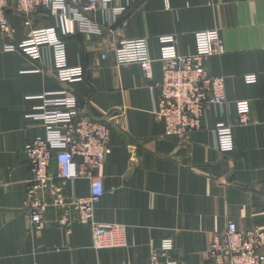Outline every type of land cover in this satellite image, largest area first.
I'll return each instance as SVG.
<instances>
[{
    "label": "crops",
    "instance_id": "crops-1",
    "mask_svg": "<svg viewBox=\"0 0 264 264\" xmlns=\"http://www.w3.org/2000/svg\"><path fill=\"white\" fill-rule=\"evenodd\" d=\"M8 7L7 39L13 44L51 25L35 12L26 28L13 1ZM90 19L101 26L100 35H80L75 28L65 40L67 65L84 69L81 82L57 80L50 49L42 48V59L32 61L19 51H2L0 41V264H148L150 249L166 237L173 239L171 256L179 264H212L206 255L210 236L230 223L264 241V0H111ZM209 30L220 34L225 53L209 57L205 66L224 79L227 104L206 110L205 129L168 136L153 116L158 93L144 84L141 69L118 65L112 53L102 59V52L115 41L147 39L153 82L159 83L161 36H173L175 50L191 55L195 33ZM66 89L82 113L109 128L111 153L98 172L103 194L94 219L123 225L125 248L95 251L91 229L74 223L67 233L56 208L44 213L40 229L30 225L24 147L45 134L42 122L29 115L41 105L40 95ZM243 100L250 122L234 129V149L221 153L211 128L235 126L234 104ZM59 186L67 198L89 192L87 181ZM37 197L48 201L46 192ZM69 214L76 218L74 208Z\"/></svg>",
    "mask_w": 264,
    "mask_h": 264
},
{
    "label": "built area",
    "instance_id": "built-area-1",
    "mask_svg": "<svg viewBox=\"0 0 264 264\" xmlns=\"http://www.w3.org/2000/svg\"><path fill=\"white\" fill-rule=\"evenodd\" d=\"M13 1L15 11L22 17L24 26L31 27L30 18L42 9L51 22L48 28L32 29L26 40L13 44L7 39L8 23L6 12ZM111 0H0V41L2 51H19L30 60H41L42 48L53 54L52 70L57 80L66 85L81 82L83 67L67 65L65 40L77 34L97 37L101 26L90 19L98 8H106ZM119 15L121 10L114 11ZM196 52L181 55L175 50L173 36H161L162 78L153 82L152 63L147 39L119 40L107 45L101 58L108 53L115 56L118 65H137L143 74V82L149 91L158 93V109L153 116L162 123L168 136L182 137L205 129L204 118L207 109H221L227 104L225 82L221 77H213L205 66L211 56L225 53L220 34L216 30L195 33ZM245 81L254 82L253 76ZM41 105L29 118L42 122L44 136L28 142L24 151L30 168V178L26 183L24 208L29 215L32 229L42 227L44 213L48 209H59V225L71 232L74 223L87 225L91 229L92 248H125L126 228L123 225L98 224L94 219V209L103 194V181L98 175L104 166L109 147V128L106 121L95 120L79 108V103L69 90L43 93ZM237 123H217L211 130L215 135V145L221 153L234 149L233 131L250 122L248 101L234 104ZM53 165V166H51ZM87 181L89 192L85 198H67L60 184L73 181ZM38 192H46L48 201L38 199ZM74 208L76 218L69 214ZM207 258L212 264H264V241L253 230L238 231L233 223L221 232H214L209 239ZM175 249L173 239L166 237L161 245L151 248L148 264H179L171 253Z\"/></svg>",
    "mask_w": 264,
    "mask_h": 264
},
{
    "label": "water",
    "instance_id": "water-1",
    "mask_svg": "<svg viewBox=\"0 0 264 264\" xmlns=\"http://www.w3.org/2000/svg\"><path fill=\"white\" fill-rule=\"evenodd\" d=\"M37 13L46 14V12H45V11H43L42 9H39V10H37Z\"/></svg>",
    "mask_w": 264,
    "mask_h": 264
}]
</instances>
